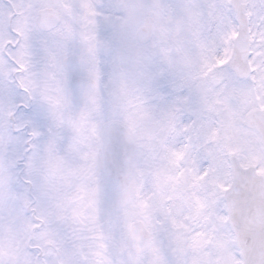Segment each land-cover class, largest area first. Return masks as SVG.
Wrapping results in <instances>:
<instances>
[{
    "label": "snow or ice",
    "instance_id": "obj_1",
    "mask_svg": "<svg viewBox=\"0 0 264 264\" xmlns=\"http://www.w3.org/2000/svg\"><path fill=\"white\" fill-rule=\"evenodd\" d=\"M0 264H264V0H0Z\"/></svg>",
    "mask_w": 264,
    "mask_h": 264
}]
</instances>
